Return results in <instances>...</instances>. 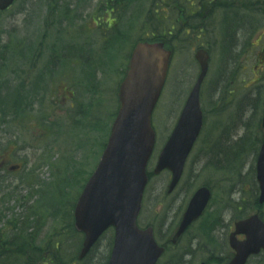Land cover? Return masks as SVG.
<instances>
[{"label":"rangeland","instance_id":"374dc122","mask_svg":"<svg viewBox=\"0 0 264 264\" xmlns=\"http://www.w3.org/2000/svg\"><path fill=\"white\" fill-rule=\"evenodd\" d=\"M176 1L117 0L111 4L116 8L111 26L98 27L93 21L109 18V0H19L0 14V264H84L77 260L82 237L70 216L62 214L99 161L128 64L129 57L121 62L127 39L135 38V44L141 37L167 33L176 22L185 31L170 37L176 58L153 115L157 147L151 171L199 74L198 45L211 53L201 90L205 128L172 194H167L168 174L152 177L140 225H153L159 243L169 246L161 264H197L200 259L220 264L232 253L227 233L236 219L253 211L258 187L254 169L264 137V62H259L264 4L195 0L196 7ZM224 2L233 11L226 19L220 11ZM241 2L248 11L238 7ZM194 13L202 20L187 24ZM80 49L87 51L82 58ZM86 55L89 60L80 63ZM16 164L24 166L20 172L11 169ZM209 177L216 178L215 184ZM199 184L213 188V200L198 223L172 244L180 213ZM112 236L109 231L92 251L91 263H106ZM24 240L37 255L27 251L26 242L20 247ZM224 243L230 250L220 254ZM248 264H264V259Z\"/></svg>","mask_w":264,"mask_h":264},{"label":"water","instance_id":"95a60500","mask_svg":"<svg viewBox=\"0 0 264 264\" xmlns=\"http://www.w3.org/2000/svg\"><path fill=\"white\" fill-rule=\"evenodd\" d=\"M12 0H2L1 7H5ZM198 58L203 66V71L195 86L179 125L172 137L183 145H191L197 137L202 117L199 110V88L207 70V55L203 50L198 52ZM172 51L165 47L162 41L139 42L134 49L130 67L126 79L120 88L121 111L114 124L109 146L103 160L91 182L93 186L87 203L91 205L94 213L89 217L94 223L92 229H87L88 222L84 213L80 219L77 217V226L86 232L83 253L90 248L94 238L101 229L109 224L117 227L116 245L110 264H125L129 257L132 260L140 259V264H148V256L145 251L143 238L134 220L140 207L142 191L146 182L145 164L154 141V133L150 125V116L166 79ZM184 155L185 148L181 149ZM185 150V151H184ZM258 180L261 184V202L264 201V150L258 162ZM169 165L161 156L157 171L163 166ZM171 166V165H169ZM208 198L203 190L199 191L193 199L191 207L195 216L204 206ZM112 205L106 213L105 208ZM121 213H117V211ZM191 212V209L189 210ZM251 225L258 226L257 235L249 238L248 242L239 244L233 242V246L239 251L236 264H240L246 258L250 249L254 246H264V224L254 217ZM243 223V226L248 223ZM87 229V231L85 230ZM144 238L151 240L148 234ZM139 239L140 241H136ZM247 248L246 250H244Z\"/></svg>","mask_w":264,"mask_h":264},{"label":"flooded vegetation","instance_id":"af4514ba","mask_svg":"<svg viewBox=\"0 0 264 264\" xmlns=\"http://www.w3.org/2000/svg\"><path fill=\"white\" fill-rule=\"evenodd\" d=\"M264 58V56H262V59Z\"/></svg>","mask_w":264,"mask_h":264}]
</instances>
